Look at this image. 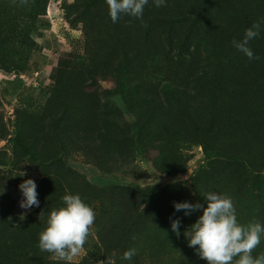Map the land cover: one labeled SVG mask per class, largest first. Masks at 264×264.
<instances>
[{"label":"rangeland","instance_id":"obj_1","mask_svg":"<svg viewBox=\"0 0 264 264\" xmlns=\"http://www.w3.org/2000/svg\"><path fill=\"white\" fill-rule=\"evenodd\" d=\"M254 23L249 60L233 41ZM216 146L246 148L252 169ZM208 192L264 224V0H148L116 23L106 0H0V264H67L39 236L76 194L96 219L71 264H207L185 232Z\"/></svg>","mask_w":264,"mask_h":264},{"label":"clouds","instance_id":"obj_2","mask_svg":"<svg viewBox=\"0 0 264 264\" xmlns=\"http://www.w3.org/2000/svg\"><path fill=\"white\" fill-rule=\"evenodd\" d=\"M106 3L111 20L116 23L122 15L142 20L148 0H106ZM154 3L156 7L166 6V0H154ZM144 26L147 27L146 24ZM259 34L260 23H254L245 30L243 39L234 40L233 45L249 60L259 59L250 47V42ZM19 187L24 197L21 208L28 210L33 206L38 207L40 202L36 182L27 179ZM204 197L206 208L200 203H174L176 211L183 210L185 215L203 208V215L185 232L189 247L195 248L207 264H264V254L258 257L252 255L264 238V224L256 220L247 225L239 223L234 202L227 195L208 192ZM62 199L64 206L51 211L47 226L40 233L39 248L52 254L55 259L71 264L82 252L89 236L93 235L96 213L79 194L65 195ZM180 225L179 218L172 221L171 227L177 236L180 235ZM136 254L135 248L129 249L122 259L131 260ZM100 264L105 262L100 261ZM106 264H115V260L108 258Z\"/></svg>","mask_w":264,"mask_h":264},{"label":"trees","instance_id":"obj_3","mask_svg":"<svg viewBox=\"0 0 264 264\" xmlns=\"http://www.w3.org/2000/svg\"><path fill=\"white\" fill-rule=\"evenodd\" d=\"M192 19H193L194 23L199 21V19L196 18V17H192ZM207 19H208V23H212L220 31L222 30V27L220 25L216 24L213 21V19H211V18H207ZM223 32H224V29H223ZM190 119H192L191 116H190ZM193 124H194V122H193ZM194 126L197 127L196 124H194ZM203 147H204L205 152L207 153L208 152V146L207 145H203ZM216 148L219 149L218 153H220V154H225L227 156L235 157L236 159L244 160L246 162V164L251 168L252 162H251L249 151L246 148L237 147V149L232 150V152L230 151V149H228V148H226L224 146H221V147L216 146Z\"/></svg>","mask_w":264,"mask_h":264}]
</instances>
